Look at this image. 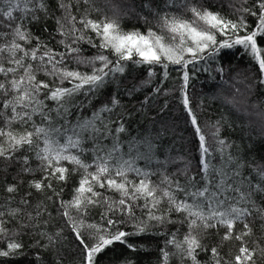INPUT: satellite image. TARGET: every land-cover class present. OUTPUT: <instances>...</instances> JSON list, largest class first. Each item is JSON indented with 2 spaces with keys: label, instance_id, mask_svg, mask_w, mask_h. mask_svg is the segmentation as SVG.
Here are the masks:
<instances>
[{
  "label": "snow or ice",
  "instance_id": "obj_1",
  "mask_svg": "<svg viewBox=\"0 0 264 264\" xmlns=\"http://www.w3.org/2000/svg\"><path fill=\"white\" fill-rule=\"evenodd\" d=\"M83 2L88 4L90 0ZM57 3L61 10V18L57 19L61 51L41 42L28 28L29 22L40 19L39 13L50 14L49 0H0V162L5 167L19 164L16 182L5 184L7 197L0 200V258L25 255L19 231L7 225L23 212L20 207H11L10 202L19 193L21 178L27 175L33 177L27 181L30 189L48 201L55 198L60 214L82 248V264H97V257L116 242L135 251L136 245L129 239L157 225L176 223L173 213L183 214L180 222L188 231L182 238L176 233L169 235L166 245L174 251L161 250L162 264H169L170 256L201 264L198 252L206 251L210 252L212 264H221L222 260L223 264H257L258 259L264 260V246L254 242L250 248L245 240L253 235L251 222L259 220L264 227V164L250 166L255 179L242 176L239 161L226 155L230 145L220 137L219 122L207 130L202 128L187 92L190 65L194 71L200 61L215 59L223 50L237 46L253 59L264 77V44L260 43L264 41V0L236 9L244 14L236 21L212 11L207 0H143L140 7L148 11L152 20L141 18L148 25L155 22L146 32L124 30L115 8L113 17L93 20L85 14L77 19L72 0ZM245 15L256 18L255 27L249 26ZM87 31L96 39L86 36ZM81 42L97 49L96 54L83 55ZM129 62L149 66V77L156 75L152 70L155 66L163 69V79H167L170 65L181 70L182 104L198 137L199 180L189 175L187 163L181 172L186 178L184 184L169 174L167 165L175 160L155 158V145L150 139L129 143L124 150L119 139V133L125 132L124 124L112 121L108 115L120 106L116 96L91 118L75 125L67 122L77 95H95L118 74L123 75ZM81 66L89 70L81 71ZM219 72H224L223 67ZM40 74L49 77L50 82L38 80ZM260 83L264 85V78ZM154 91L160 93V86ZM48 101L55 107L50 108ZM227 102L235 107L233 101ZM57 118L65 119L61 123ZM110 123L118 126L113 129ZM109 137L110 144H104ZM140 145H146L147 152H141ZM214 152L223 160L219 167L211 163ZM33 160L37 161L36 167ZM140 160L145 162L144 167L138 166ZM37 172L39 179L33 175ZM75 173L80 174L78 186L70 200H63V187L57 191L56 185L66 184ZM31 196L32 191H28L18 203L27 208ZM42 207L36 206L35 215H24L35 221L46 211ZM96 207L103 209L100 222H90L87 216ZM129 224L131 231L125 230ZM237 224H242L243 229L237 230ZM29 226L21 224L20 228ZM220 228L225 229L221 241H240L238 254L230 261L221 257L218 246L209 250L201 241L208 230L219 232ZM53 239L48 236L49 243Z\"/></svg>",
  "mask_w": 264,
  "mask_h": 264
},
{
  "label": "trees",
  "instance_id": "obj_2",
  "mask_svg": "<svg viewBox=\"0 0 264 264\" xmlns=\"http://www.w3.org/2000/svg\"><path fill=\"white\" fill-rule=\"evenodd\" d=\"M49 3L50 14L39 13L40 19L29 22L28 28L34 36L40 38L41 42L56 51H61L62 46L59 43L61 36L57 32V19L61 18V10L58 8L57 0H49ZM142 3L143 0H90V3L85 4L83 0H79L78 3L77 0H72V12L77 19L87 14L90 19L99 20L104 16L113 17L115 8L120 13L119 19L124 30L139 29L141 32H146L148 27L154 26L155 22L153 21L152 25L145 24L141 17L147 16L149 20H152V16L147 10L141 9ZM254 3L255 0H247V2L245 0H207V5L212 11L219 12L233 21L244 15L236 9L252 7ZM245 19L250 27H255V17L245 15ZM77 27L82 26L78 24ZM85 35L92 37L93 40L96 39L91 31H87ZM32 43L35 45L36 41L33 40ZM260 43L264 44V41ZM80 47L85 56L96 54L97 49L86 42H81ZM72 66L75 67V65ZM221 67L224 69L222 74L219 72ZM189 69L188 98L198 122L206 130L207 127L219 122L220 137L230 145L226 155L231 154L236 161H239L242 176L255 179L250 166L264 164V131L254 123L264 122V85L260 83V79L264 77L258 70V65L243 52L241 47L237 46L235 49L223 50L215 59L200 61L194 71L191 65ZM88 70L81 66V71ZM149 70L147 65L138 66L129 62L123 75L118 74L105 87L97 90L95 95L91 93L77 95L66 120L69 124L75 125L80 120L91 118L94 112L103 105L109 104L111 98L116 96L120 100V106L108 115L112 121L119 120L124 124L125 132L119 133V139L125 146L124 150L127 151L129 143L150 139L155 145V158L175 160L174 163L167 165L169 174L184 184L186 178L181 175V172L187 163L189 175H196L199 180L198 137L182 104L181 70L178 66L170 65L167 79H163V69L160 66L152 69L156 73L154 77L148 76ZM37 79L50 82L49 77L44 74L38 75ZM145 81L150 83L145 84ZM134 85L136 87L133 90ZM245 85H249L250 89L243 98ZM157 86L161 88L160 93L154 91ZM129 90H132L131 95ZM227 101H233L235 107ZM47 103L50 108L55 107L54 102ZM57 119L63 123L65 118ZM117 126L116 123L109 124V127L113 129ZM15 127L20 128L19 125ZM110 142L111 137L104 140L106 145ZM85 146L90 147V144ZM140 151L147 152V146L140 145ZM137 163L140 167L145 166L143 160ZM211 163L217 167L223 163L218 152L213 153ZM36 164L37 161L33 160V167H36ZM68 167L71 170L72 166L68 165ZM151 167H156L155 161ZM18 169L19 164L5 167L4 163L0 162V200L7 197L4 192L5 184L16 182L15 176ZM33 175L36 179L40 177L39 172ZM31 178L33 177L27 175L21 178L23 183L20 184L19 193L15 194L10 204L13 208H22L23 212L7 225L10 229L19 231L18 239L25 245V255L0 258V264H82V248L60 214L58 203L55 202V198L53 201H48L44 195L30 189L27 181ZM79 179V173L71 174L66 184L56 185L57 191L63 187L61 197L63 200L72 198ZM28 191H32V196L28 197L31 204L24 208L18 202ZM37 205H42V211L44 208L46 211H43V215L37 220L29 221L24 212L35 215ZM102 211L101 207L91 209L87 219L90 222H100ZM137 215L140 216L141 213L138 211ZM182 216V213H173L172 220L176 223L157 225L142 236L131 237L128 242L136 245L135 251L116 242L97 257V264H162L161 250L174 251L171 246L166 245L169 235L176 233L179 238H182L188 231L186 224L180 222ZM21 224L30 226L21 229ZM251 227L253 235L245 237L248 246L254 247V242L264 246V227L261 226V222L255 220L251 222ZM236 228L242 230L243 225L237 224ZM125 230H133L132 225L129 224ZM57 232H60L59 236L56 235ZM224 232V228H220L219 232L210 229L201 236V241L209 250L211 247L218 246L221 257L230 261L238 254L240 241L235 238L221 241ZM42 233L45 235H41ZM48 236L54 238L52 243H49ZM197 258L201 264H212L208 251L198 252ZM169 264H189V262L186 260L181 262L178 256H170ZM257 264H264V260L258 259Z\"/></svg>",
  "mask_w": 264,
  "mask_h": 264
},
{
  "label": "rangeland",
  "instance_id": "obj_3",
  "mask_svg": "<svg viewBox=\"0 0 264 264\" xmlns=\"http://www.w3.org/2000/svg\"><path fill=\"white\" fill-rule=\"evenodd\" d=\"M248 87H249V85H245V92L242 93L243 94V98L246 96V93L250 89ZM254 123H255V125L257 127H259L260 130H263L264 131V122L263 123H261V122H254Z\"/></svg>",
  "mask_w": 264,
  "mask_h": 264
}]
</instances>
